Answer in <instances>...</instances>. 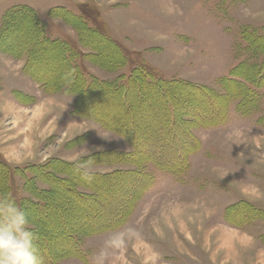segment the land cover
<instances>
[{
  "label": "rangeland",
  "instance_id": "rangeland-1",
  "mask_svg": "<svg viewBox=\"0 0 264 264\" xmlns=\"http://www.w3.org/2000/svg\"><path fill=\"white\" fill-rule=\"evenodd\" d=\"M82 23L129 51L126 63L108 69L93 57ZM253 34H264V0H0V194L26 213L43 264H90L108 234L128 227L137 234L108 264H264V82L258 107L246 116L233 109L236 99L227 110L218 101L216 113L213 102L202 104L205 99L180 87L183 82L222 93L225 76L243 75L253 58L264 56V41L263 55L251 53ZM43 44L47 50L67 44L78 54L66 69L61 50L51 49L49 56L41 52L47 51ZM27 64L58 84L45 89ZM139 67L178 81L166 89L182 130L174 124L168 133L157 130L162 100L147 90L152 94H140V106L136 97L128 113L147 139L136 145L140 153L102 121L128 120L116 99L91 96L86 110L93 115H85L82 86L72 83L79 71L89 83L92 77L118 83ZM177 92L183 94L178 107ZM244 100L254 102V96ZM179 141L183 151L172 147ZM143 153L182 155L187 165L173 173ZM78 165L91 173L90 184L106 177L95 199L82 185ZM64 166L70 177L61 172ZM57 194L60 202L53 201L46 215Z\"/></svg>",
  "mask_w": 264,
  "mask_h": 264
},
{
  "label": "trees",
  "instance_id": "trees-1",
  "mask_svg": "<svg viewBox=\"0 0 264 264\" xmlns=\"http://www.w3.org/2000/svg\"><path fill=\"white\" fill-rule=\"evenodd\" d=\"M13 11H18V10H13ZM66 15L69 16V18L71 20L73 19L72 21L75 23L79 20V18L77 16H74L72 14L69 15L66 13L65 16ZM67 16H66V18H67ZM28 17L30 18L31 21H34L30 15ZM26 24H29V23L27 22ZM80 25H81V27H79V31L82 32L81 34L84 35L85 43L87 45H89L90 47H92V49L94 51L92 54L93 57H95L96 59L103 60L106 63V66L109 67L108 69H116L117 65L121 66V62L123 63V65L126 63L124 58H125V55H127L129 53V51H127L122 45L118 44L114 40H111L106 34H102L98 31H96L95 29H92L90 27L89 28L86 27V25L83 23ZM31 29H32V33L36 34V32H37L36 26L33 25ZM262 41H264V34L263 35L253 34V38L251 40H248L247 43H248V46L250 47L252 54L263 55L262 49L260 50L261 44H263ZM40 42L44 43V41H40ZM51 42L54 43L53 41H51ZM53 45H56V44H53ZM65 45L67 47L60 46V48H58L59 46L58 47H51L49 45L50 49L47 50V45L43 44L42 47H45V50H47V51H45V52L41 51V52H43V53L49 52L48 55L50 56L52 53V52H50L51 49L57 48V49L61 50V52L59 53V56L62 60L63 65H66V69H67V67H68L67 65H68V63L71 62V58L78 53H77V48L75 49V48L68 47L67 44H65ZM22 47H24V46L22 45L21 48ZM34 68H36V67L29 66L28 64L26 65V69L28 71L27 73L32 75V77H34V79H36L37 81L43 82V86L45 87V89H49V85L54 86V85L58 84V82H56V81L54 83H51V82H48L46 80V78L35 75L36 72H35ZM66 69H65V71H66ZM246 70H249V71L244 70L245 73H243V75H239L237 72H234V73L231 72V76L230 75L225 76L226 79L223 80L224 81L223 83L221 82L222 87L224 88V91L222 93L215 94L213 91H211L207 88H204L202 86L189 85V84L183 83V82L181 83L182 85H180V87L185 89V91H191L193 94L199 95L200 97L203 98V100L205 99V102H202V104L208 105L209 104L208 101L213 102L216 113H218L221 110L222 103H224V107L227 110L228 109L227 104L230 105V103H231L230 101L232 99H236L237 102L235 104H233V109L242 116L251 115V113L258 107V103H259L258 102V98H259V91L258 90L261 87L260 85H262L264 82V56H261L259 61H255V59L253 58L252 62L250 63L249 67L246 68ZM76 74L78 76L77 75L74 76L73 80L77 81V83L74 81L72 83H73V85H75L76 88H77V85L82 86L81 87L80 101L83 103L82 109L85 110L84 114L85 115H91V116L93 115L92 111L86 110L87 103H89L88 100H90L91 96L93 97L94 95L98 94V95L102 96L101 97V98H103L102 101H105L108 98L114 97L116 99L117 103L121 107V111L123 113L122 116L126 117V119L128 118V120L123 124H117V125H113V124L107 122L106 120L104 121V119L102 121L104 124H106L107 126L112 128L114 131H117V130L120 131L121 135H123L124 137H127L132 142V144L134 145L135 148H136L137 144H143L147 139L142 140V137L141 138L139 137V134H138V132L140 130L139 122H137L136 120L133 119V115L131 114V112H130V114H128V113H129V111H131L130 110V103H131V105L134 104L136 97H139L138 98L139 106H140V104L145 102L142 98H140V94H142V93L145 94L146 92H148L151 95L152 94L151 91L155 90L154 92L158 91L161 95V96L160 95L155 96L153 94L155 97H158L159 101L162 100V102L160 103V107L164 111V113H163L164 120H162V122H160L159 124H156V126L158 128L157 130H163L166 133H168L169 129H171L172 124H174L175 126H177L178 131H180V132L182 131L181 125H179V122L176 120V118L174 117V114H173V112L176 113V111H175L176 106L174 105L175 106V108H174V106L171 103V100L169 98L168 90L166 89V86L167 87L172 86L176 80L174 81L173 79L172 80H165L163 78H158L155 76V74L152 71H148L147 69H145L143 67H139V68L135 69L133 72L131 71L125 79H124L123 75H120L118 78V80H120V82H118V83L116 81L114 82V81L98 80L95 77H92L90 80V83H89V81H87V79L85 78V76L83 75L82 72L79 71L78 73L76 72ZM234 77H236V78H234ZM70 80H71V78L68 77L66 81H70ZM233 80H235V81H233ZM176 82H178V81H176ZM238 82H241L243 84L248 83L251 86V89L253 91H250V90L244 91L243 86ZM147 90H151V91H147ZM236 90H240L239 93L235 94ZM249 91L252 93V96H254V102H251V103H247L248 101L245 102V100H244L246 98V94L250 93ZM174 94L176 96L175 102H176V105L178 107L179 105H182V104H178V102L181 101L180 99H178V97H180L179 95H183V94H181L180 92H177ZM221 100H222V103H219V102H221ZM255 102H256L257 106H254ZM90 103L93 104L92 101H90ZM231 105H232V103H231ZM247 106H249V108H252V109H250V112H248ZM229 108H230V106H229ZM87 109H88V107H87ZM139 109H140V107H137V110H139ZM199 115H200V113H199ZM111 116H113V115H111ZM213 116H215V114ZM108 119H110V118H108ZM203 120L206 121V119H203ZM129 127L132 128L133 130L129 129ZM158 146L163 147L164 144L161 142L158 144ZM172 147H174L175 149L176 148L181 149L183 151L182 141H179L177 144L176 143L172 144ZM136 151H138L137 148H136ZM156 152H158V151H156ZM138 153H140V152L138 151ZM143 155H145L147 161L150 160L152 162H155L160 167L159 169L168 170V171H171L173 173H178V172L182 171V169H184V167L187 165L186 163L184 164V157L182 155H178V157H180L178 160H176L178 157L168 158L165 155H159V154H155L154 156H150L148 154L143 153ZM110 158H113V157H110ZM182 159H183V161H182ZM69 169H70L69 166H64L63 170L61 172L66 173L67 176L69 175V177H70V173L68 172ZM120 172H118V173H120ZM105 178H106L105 176L104 177L102 176L100 179L95 178V180L98 181L97 184L96 183L90 184L86 180H82V185L87 186L88 188L91 189V191L94 192L92 197H90L91 199L96 198V195L98 194V190L100 189L99 188V185H100L99 182H102ZM152 182H153V179H152V181H150L149 184H151ZM142 183H143V181L140 182V184H142ZM149 184L145 185L144 188L149 186ZM69 190H71L73 195H75L77 197H80L84 200L88 199V197L86 196L87 195L86 193L77 192L76 190H73L71 187ZM53 201L60 202L59 194L53 195L52 199L50 201H48V206H47L48 208L44 212L46 215L50 214V212L52 211L51 203H53ZM121 212H123V210ZM62 218L65 219V216H63ZM45 223H47V221ZM107 225H108V226H106L107 228H111L112 226H114V223L113 224L110 223ZM81 229L88 230L86 228H81ZM88 231H90V230H88Z\"/></svg>",
  "mask_w": 264,
  "mask_h": 264
},
{
  "label": "clouds",
  "instance_id": "clouds-1",
  "mask_svg": "<svg viewBox=\"0 0 264 264\" xmlns=\"http://www.w3.org/2000/svg\"><path fill=\"white\" fill-rule=\"evenodd\" d=\"M72 71L70 69L69 74ZM129 129L133 130L130 127ZM118 138L122 139L123 135L120 134ZM77 171L82 179H91V173L83 165H78ZM29 224L26 213L15 200L7 194H0V264H43ZM136 234L132 227L108 234L98 250L92 254L90 264H108L113 255L123 249L127 241Z\"/></svg>",
  "mask_w": 264,
  "mask_h": 264
}]
</instances>
